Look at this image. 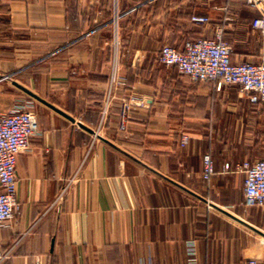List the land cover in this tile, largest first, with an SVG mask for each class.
I'll return each instance as SVG.
<instances>
[{"label":"crops","instance_id":"crops-1","mask_svg":"<svg viewBox=\"0 0 264 264\" xmlns=\"http://www.w3.org/2000/svg\"><path fill=\"white\" fill-rule=\"evenodd\" d=\"M218 27L234 62L264 56V3L0 0V113L32 101L40 128L18 156L1 264L264 261V206L244 205L236 169L264 159V96L158 58Z\"/></svg>","mask_w":264,"mask_h":264},{"label":"built area","instance_id":"built-area-1","mask_svg":"<svg viewBox=\"0 0 264 264\" xmlns=\"http://www.w3.org/2000/svg\"><path fill=\"white\" fill-rule=\"evenodd\" d=\"M247 1L254 5L264 3V0ZM191 20L199 24L211 23L207 15L195 14ZM231 55L232 47L223 29L218 27L213 37L188 39L182 49L168 44L161 46L158 58L162 64L176 67L194 82L215 81L220 90L225 85L238 86L252 104H257L264 96V56L258 62H234ZM39 132L38 115L32 101L0 113V228L7 226L20 211L17 160L21 152L29 150L31 139ZM189 140L188 135H183L181 145H187ZM203 165V177L209 180L215 173L214 161L209 154L204 156ZM225 167L229 169L230 164ZM236 169L245 174L244 205L264 206V159L244 160ZM68 189L69 186L63 188L59 199ZM191 255V260H195L193 251ZM6 257L0 251V264ZM244 264H264V261L251 258Z\"/></svg>","mask_w":264,"mask_h":264},{"label":"water","instance_id":"water-1","mask_svg":"<svg viewBox=\"0 0 264 264\" xmlns=\"http://www.w3.org/2000/svg\"><path fill=\"white\" fill-rule=\"evenodd\" d=\"M38 98V97H37ZM39 99V98H38ZM40 100H42V99H40ZM42 101H44V100H42ZM45 102V101H44ZM46 103V102H45ZM81 125H82V123H80ZM82 126H84V125H82Z\"/></svg>","mask_w":264,"mask_h":264},{"label":"rangeland","instance_id":"rangeland-1","mask_svg":"<svg viewBox=\"0 0 264 264\" xmlns=\"http://www.w3.org/2000/svg\"><path fill=\"white\" fill-rule=\"evenodd\" d=\"M238 87V86H237Z\"/></svg>","mask_w":264,"mask_h":264}]
</instances>
